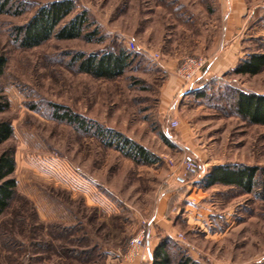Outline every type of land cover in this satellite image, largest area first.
Instances as JSON below:
<instances>
[{
	"label": "rangeland",
	"instance_id": "obj_1",
	"mask_svg": "<svg viewBox=\"0 0 264 264\" xmlns=\"http://www.w3.org/2000/svg\"><path fill=\"white\" fill-rule=\"evenodd\" d=\"M51 1L11 0L0 13V103H8L0 121L13 126L0 154L14 151L17 180L0 221V264H136L145 247L133 254L130 240L144 228L158 244L167 240L168 264L182 255L202 264L264 262V177L251 191L207 181L217 165L264 167V125L234 108L237 90L264 94V70L210 67L230 53L238 64L264 51V0H75L65 21L86 10L83 36L21 47L15 27ZM115 48L131 54L116 78L93 77L72 62L77 52ZM187 56L210 62L207 92L177 91L172 106L181 123L171 128L166 84L172 76L182 81L177 69ZM57 111L81 115L87 128L56 118ZM102 128L145 147L149 161L127 155ZM184 156L199 168L187 171ZM176 175L185 179L183 196L166 199L163 191L179 185ZM157 210L178 233L162 230ZM227 219L232 228L215 235ZM155 248L142 264H153Z\"/></svg>",
	"mask_w": 264,
	"mask_h": 264
},
{
	"label": "trees",
	"instance_id": "obj_2",
	"mask_svg": "<svg viewBox=\"0 0 264 264\" xmlns=\"http://www.w3.org/2000/svg\"><path fill=\"white\" fill-rule=\"evenodd\" d=\"M14 5L11 0H0V13L6 12ZM76 8L75 0H54L42 4L33 16L24 24L15 27V41L24 48H31L42 44L52 36L57 38L81 37L88 23L86 10L74 14L65 21ZM17 13L21 12L16 11ZM91 38V33L86 35ZM131 54L125 48L106 49L99 52H77L72 57V62L80 72H85L96 78H116L122 75L128 64ZM6 59L0 58V75L4 71ZM239 74L256 75L264 70V51L253 52L242 58L235 67ZM208 84V83H207ZM206 84L203 89L194 90L199 96L204 95ZM234 97L235 112L242 118L255 124L264 125V94L237 90ZM8 106V103H0V110ZM59 107V106H58ZM56 118L66 120L69 123H79L87 128L86 121L78 114L69 111L60 113L57 111ZM101 134L113 133L111 129H100ZM13 134V126L10 121H0V144L5 142ZM118 141L117 147L127 155L146 162L149 161L148 150L140 144L113 133ZM114 141V140H113ZM111 143H114V142ZM121 143V144H120ZM16 160L14 151L7 149L0 154V221L4 212L9 208L17 188V180L14 177ZM264 177V167L249 166L242 164H226L215 166L207 175L209 185L221 183L237 185L246 191H251L257 183V178ZM170 254L168 242L163 239L156 246L153 255V264H168ZM179 264H202L190 256L182 255ZM261 264H264L262 262Z\"/></svg>",
	"mask_w": 264,
	"mask_h": 264
},
{
	"label": "crops",
	"instance_id": "obj_3",
	"mask_svg": "<svg viewBox=\"0 0 264 264\" xmlns=\"http://www.w3.org/2000/svg\"><path fill=\"white\" fill-rule=\"evenodd\" d=\"M236 57H237L236 55L235 56L234 55L231 56V53H230L229 54V58H227L225 62L224 61L221 62L220 58H219V60L216 59L215 62H212L210 64V67H213L214 66L215 72H217V70L219 68H225V70L228 69V68H235L237 64H236V60H234V59ZM238 58L239 57H237L236 59H238ZM219 62H221V63H219ZM207 77H208V75L199 78L194 83L193 88L190 89V90H188V91H186V94H191V95L194 94L195 95L196 93L194 92V90H197V89L203 87L205 84H207V82H208V79H206ZM176 78L177 77L172 76V79H170L169 82L166 84V97L168 99V100H166V104H167L166 110H167L168 113L171 114L170 115L171 116L170 121L173 118H175V116H178L179 113H180L179 112V109L176 107V105L175 106H172L173 105L172 99L175 98V95H176L178 89L182 85V81H180L178 78L177 79ZM179 122L181 123L180 120H179ZM176 180H177V183H179V185H175L174 187H171L170 186L169 188H167L166 190H164L163 191V194H162V196L164 198L168 199V197L170 196L171 193H173V194L178 193L179 195L182 194L181 196H183V192L182 191L184 189V186L186 185L185 179L183 177L179 176V175L178 176L176 175ZM194 193L195 192H193V194ZM193 194H191V195H193ZM189 212H190V209H188V206H185L183 213L185 215H188L189 216V214H190ZM159 213H160V217H159ZM157 217L160 219L159 224H160L162 230H164L165 232H168V233L171 232L172 234L178 233V229H177L176 225L173 224L172 222H170V220H168L166 218L164 211L163 212H161V211L158 212V210H157V212L153 216V220H155ZM188 222H191L190 219L188 220ZM226 222H228V227L227 228H224V232H222V231L219 232V231H216L215 230V232H214L215 235L218 234V233H219V236L220 235H223L224 233L228 232L232 228V223H231L230 219H227ZM154 236H155V234L154 235H151V237L149 238V240L147 242V245L145 246L144 253L146 254L145 255L146 257H144L142 259V261H139L136 264H142V262H145V261H148V260H152V251H153L154 247H156L157 244H158V237H156V236L154 237Z\"/></svg>",
	"mask_w": 264,
	"mask_h": 264
},
{
	"label": "built area",
	"instance_id": "obj_4",
	"mask_svg": "<svg viewBox=\"0 0 264 264\" xmlns=\"http://www.w3.org/2000/svg\"><path fill=\"white\" fill-rule=\"evenodd\" d=\"M128 46L134 48L135 42L130 39L128 41ZM210 62L202 57H194V56H187L185 57L182 62L180 63L177 73L182 80V85L178 90V94H183L186 91L193 88L194 83L201 77H203V73L208 72ZM180 122L177 118H173L170 121L171 128H177ZM187 171L196 170L199 168V163L195 158L184 156L182 159V163ZM180 237L183 236L182 233L178 234ZM150 238V232L147 229H142L139 234L132 237L130 240V247L133 254H138L139 249H144L147 245V242ZM145 254V253H144ZM146 255V254H145ZM145 255L143 257H145Z\"/></svg>",
	"mask_w": 264,
	"mask_h": 264
}]
</instances>
